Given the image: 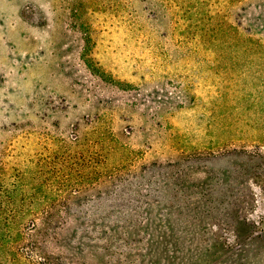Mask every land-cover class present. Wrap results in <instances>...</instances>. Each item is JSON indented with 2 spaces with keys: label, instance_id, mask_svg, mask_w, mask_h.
<instances>
[{
  "label": "rangeland",
  "instance_id": "rangeland-1",
  "mask_svg": "<svg viewBox=\"0 0 264 264\" xmlns=\"http://www.w3.org/2000/svg\"><path fill=\"white\" fill-rule=\"evenodd\" d=\"M0 264H264V0H0Z\"/></svg>",
  "mask_w": 264,
  "mask_h": 264
}]
</instances>
